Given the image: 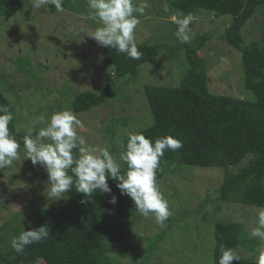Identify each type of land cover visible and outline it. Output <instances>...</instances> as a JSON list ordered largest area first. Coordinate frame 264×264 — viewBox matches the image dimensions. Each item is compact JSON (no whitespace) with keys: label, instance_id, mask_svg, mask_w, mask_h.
<instances>
[{"label":"rangeland","instance_id":"1","mask_svg":"<svg viewBox=\"0 0 264 264\" xmlns=\"http://www.w3.org/2000/svg\"><path fill=\"white\" fill-rule=\"evenodd\" d=\"M139 2V0H137ZM135 31L137 44L159 46L158 56L139 68L135 81L116 78V87L105 103L88 111L75 113L71 102L75 95L99 92L112 68L102 58V47L86 36L99 21L89 16L87 0H66L63 11L51 4L39 9L32 0L12 17H0V90L14 105V117L19 132L46 126L53 112L71 110L82 123L78 134L84 147H106L119 162L121 143L128 132H139L154 123L145 96L146 85L179 86L189 68L185 47L175 37L176 25L171 20L166 0H147ZM167 8V11L165 10ZM190 25L195 38L187 45L201 43L197 55L204 60L213 93L254 98L246 88L242 53L231 47L224 34L230 16H216L201 10L193 14ZM244 43L264 35V6L258 7L243 28ZM199 43V44H200ZM20 59V60H19ZM23 61L22 63H20ZM20 66L25 69L21 70ZM114 77V76H113ZM45 117L41 121V117ZM20 158L0 178V246H11L5 236L15 238L26 227H33L32 207L53 206L67 202L46 198L47 173ZM248 154L236 167L248 164ZM123 162H120L122 166ZM225 170L221 167H198L173 164L171 170L157 182L168 200L171 215L163 226L154 217L137 213L129 218L131 237L106 246L112 264H213L214 226L218 221L241 223L250 238L259 242L254 251L239 247L243 258L254 261L261 242L250 235L257 223V211L264 209L246 203L224 201L219 190ZM153 238H157L151 246ZM25 264V263H20ZM34 264H45L38 259Z\"/></svg>","mask_w":264,"mask_h":264},{"label":"trees","instance_id":"2","mask_svg":"<svg viewBox=\"0 0 264 264\" xmlns=\"http://www.w3.org/2000/svg\"><path fill=\"white\" fill-rule=\"evenodd\" d=\"M166 1L171 15L177 10L192 16L206 10L216 16L231 17L224 40L241 51L245 85L254 93V98L211 92L204 60L196 51V47L201 46L205 38H201L200 44H183L190 66L183 73L179 86L144 87L154 123L139 132L152 140L172 135L183 142L181 149L165 151L157 171V182L171 170L173 164L221 167L225 170V176L219 190L220 199L263 207L264 35L245 44L243 28L257 8L264 6V0ZM28 2L0 0V17L9 19ZM137 46L142 52L139 60L130 59L113 48L102 47V58L112 68L114 77L109 75L99 92L90 90L75 95L71 102L73 112L88 111L105 103L115 90L116 78L128 77L135 81L139 68L157 58L159 46L147 43ZM20 68L25 69L24 66ZM0 105H7L10 111H14L13 103L1 90ZM9 129L21 144L18 150L21 151L26 132L18 131L15 117ZM126 143L127 136L124 138ZM73 151L74 154L78 152ZM248 154L252 155L248 164L232 172L231 168L236 167ZM3 170L0 169V178ZM125 170L126 165L123 163L121 171ZM108 183L112 195L117 197L115 205L108 202L109 194L97 192L86 198L73 186L72 190L66 192V203L32 207L33 227L24 230L47 226L48 238L26 246L22 253L15 252L11 246H0V264H34L38 259H42L45 264H112L106 246L110 242H122L131 237L132 224L129 218L138 212L130 197L120 195L116 181L109 179ZM82 200L85 203H81ZM15 234L16 237L19 235L18 229ZM214 237L213 264H218L221 246L233 248L240 255L239 247L254 251L259 244L237 222H216ZM156 239H152L151 246H154ZM11 240L5 236V241ZM232 264H255V261L241 256V261L233 260Z\"/></svg>","mask_w":264,"mask_h":264},{"label":"clouds","instance_id":"3","mask_svg":"<svg viewBox=\"0 0 264 264\" xmlns=\"http://www.w3.org/2000/svg\"><path fill=\"white\" fill-rule=\"evenodd\" d=\"M53 5L63 11V0H32V7L39 9ZM89 16L99 21L95 30H88L86 36L101 47H109L133 60L141 59L135 31L140 23L139 15L148 8L147 0H87ZM167 11V8L165 9ZM194 17L177 10L171 16L176 25L175 37L180 43H190L195 38L190 25ZM14 114L7 105H0V169L11 168L20 158L21 144L10 132L9 124ZM41 121L45 117L40 118ZM82 127L77 115L69 109L56 111L47 119L46 126L35 132L29 128L23 137L24 160H30L33 167L40 166L47 173L46 198L58 201L64 193L75 190L88 198L93 193L109 194V203L115 205L117 197L112 195L108 180L116 181L120 195L131 198L136 211L145 218L154 217L161 226L171 215L168 200L160 190L156 175L165 151H177L183 142L172 135L152 140L140 132H128L127 143L119 162L106 147H84L85 140L78 134ZM73 150H78L74 154ZM120 162L126 165L121 171ZM71 173V174H69ZM88 200V199H87ZM81 203H85L82 200ZM250 235L261 242V250L255 264H264V209L257 211L256 226ZM49 236L47 226L22 231L11 240V247L22 253L26 246L44 241ZM241 261L233 248L221 246L218 264H232Z\"/></svg>","mask_w":264,"mask_h":264}]
</instances>
